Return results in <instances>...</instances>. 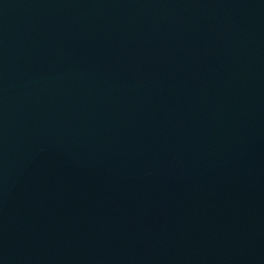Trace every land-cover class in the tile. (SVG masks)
Instances as JSON below:
<instances>
[{"label":"water","instance_id":"obj_1","mask_svg":"<svg viewBox=\"0 0 264 264\" xmlns=\"http://www.w3.org/2000/svg\"><path fill=\"white\" fill-rule=\"evenodd\" d=\"M0 264H264V0H0Z\"/></svg>","mask_w":264,"mask_h":264}]
</instances>
